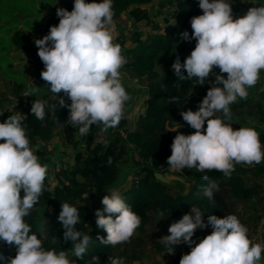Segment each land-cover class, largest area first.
Wrapping results in <instances>:
<instances>
[{
	"label": "trees",
	"instance_id": "obj_1",
	"mask_svg": "<svg viewBox=\"0 0 264 264\" xmlns=\"http://www.w3.org/2000/svg\"><path fill=\"white\" fill-rule=\"evenodd\" d=\"M150 1L67 0L51 7L42 24L45 40L37 59L45 85L55 87L72 75L76 49L100 37L102 28L94 25L98 18L117 23L127 13L136 21H149L141 5ZM165 1L175 6L174 21L154 24L153 34L143 40L137 31L122 55L125 68L144 81L147 95L133 130L126 115L132 95L127 88L121 92L109 86L115 64L109 56L82 74L83 90L66 91L68 101L55 105L56 96L24 95L21 88L6 99L0 111V187L3 179L9 187L0 198L3 264H125L138 259L136 249L147 246L148 234L168 241L177 218L193 220V238L202 244L217 237L230 241L253 226V219L252 225L230 222L228 213L230 207H259L264 164L257 153L250 162L232 158L235 130L227 125L237 114L264 122V85L255 96L229 104L216 101L209 82L227 61L242 55L243 5L241 0ZM11 40L24 53L32 49L25 31H14ZM73 93L80 100L71 98ZM197 121L201 127L194 125ZM58 124L65 146L80 149L71 165L53 167L49 181L46 144ZM109 124L115 127L113 133L94 143ZM256 141L263 149L264 125ZM127 150L140 159L132 167L139 178L104 210L98 195L116 181L120 165L128 161ZM27 157L37 159L33 168L26 166ZM173 166L190 186L176 183L179 187L172 188L154 177L155 171L167 174ZM101 213L102 223L93 227Z\"/></svg>",
	"mask_w": 264,
	"mask_h": 264
},
{
	"label": "rangeland",
	"instance_id": "obj_2",
	"mask_svg": "<svg viewBox=\"0 0 264 264\" xmlns=\"http://www.w3.org/2000/svg\"><path fill=\"white\" fill-rule=\"evenodd\" d=\"M61 1H63L64 4L67 2V0H61ZM164 1L165 0H151L148 4L141 5V10L145 8V10L148 12L149 21L145 19L136 21L127 13H124L121 19H119L117 23H104V21H101V19L98 18V20L95 22L94 25L96 26V28H102L98 32L100 36L99 40H102V38L106 36V34L112 36L118 34L120 39L118 41H115L116 44H112L111 47H107L106 49H103L102 47L98 46L95 43L84 49L83 48L76 49L74 53V55L77 53L81 54L80 61L85 60L86 58H91V56H93L94 58H92V60H96V61L94 63L91 62L90 64L99 65L101 60L105 56H109L112 58V61H114L115 64L114 67L112 68V75L108 78V83L110 87L117 89L116 91L123 92L124 89L126 88L130 91L132 95V100H131L132 103L129 109L126 111L127 112L126 115H127V125L132 130L134 127L135 117L138 113L141 112V110H143L142 101L146 98L147 95L145 92L144 81H142L141 79L135 76H132L130 71L127 70V68H125L122 55L125 53L126 47H130L133 45L134 41L132 39L136 36L137 31L141 32L142 35L140 40H143L147 36L153 34L154 30L152 26L154 24H159L161 27L165 23H168V21H174V19L172 18L170 19L171 15L169 14L165 15V11L160 12V9H162V3ZM242 1L244 3L246 0H241V3ZM171 8H169V10H171ZM243 18L244 17H242V19L240 20L241 30L247 29L246 28L247 24L245 23V19ZM103 34L105 35L102 36ZM246 38L247 36L244 35V39H243L244 42ZM22 59L25 60L26 63H28V61L25 59L24 56L22 57ZM28 69H29L28 74L30 76L28 75V77L24 79L25 83L26 82L33 83L34 78H36L37 81L39 83H42V85L44 86L45 85L44 79L46 78L42 75V73L40 75H34L33 69L30 65ZM156 69L158 70V73L161 75L162 73L161 67L157 66ZM215 77H217L218 80L219 78L218 71L215 72L214 78ZM69 78L73 79V85L71 87L72 89L70 90L74 92L76 91L80 92L81 90H83L80 89L81 84H83L82 78H80L77 75L76 76L70 75ZM214 78L212 77V79L209 82L213 88V95L216 96L217 80L216 83L213 84L212 81L214 80ZM9 89L11 90L12 88ZM12 90L17 91V89H12ZM23 90L26 94L30 92L29 90L26 91L25 89ZM63 93H64V98L60 93H57V97L54 99L55 105H58L63 100H66L68 95L66 94V91H63ZM1 95H5V96H1ZM0 96H1L0 111H2L5 103L7 102L6 100L7 96L6 94H4L3 91L0 93ZM12 97H14L13 94ZM75 100H80V96H77ZM216 101H221V100L217 99ZM77 114L81 115V111L78 112ZM185 123H186L185 121L181 123L174 122L167 128L173 129L177 126V124L180 125ZM238 123L239 122L233 123L235 128L237 127ZM262 123L264 125V122ZM112 125L113 124L111 125L109 124L108 126H106V129L104 128L97 135H95L94 143L107 140L109 138V135H111L115 129L114 126L113 129ZM194 125L197 127H201L202 123L201 121H197L196 123H194ZM60 126L61 124H58V127L55 128L53 137L47 142V144H50L49 145L50 148L46 147L48 151V154L46 155V157L48 158L47 159L48 162L46 164L47 170L45 175L49 181L53 173V167H55L56 165L55 168H59L62 163H67L71 165L73 163L72 161L75 151L80 149V147H72L67 145L65 146L62 136L59 133ZM121 136L122 137L125 136L123 131H121ZM234 142L235 139L233 140V144L235 146L236 143ZM129 148L132 149L131 147ZM231 156L233 157L235 156L234 149ZM126 158L128 161L120 165V170L116 181L112 185H109L106 188H104L103 191H101V193L98 195V198L100 199V202L102 203L104 210H107L110 207L111 202L117 199L120 193L129 187L131 180L134 181L133 179L134 175H136L137 178H139L138 174L136 173L135 167L132 168L135 162H140L137 153H134L132 151V153L130 154V152L127 150ZM25 162H26L25 163L26 166H28L29 168H33L37 162V159L33 157H29V158L27 157ZM177 170L178 169L175 166H173L167 174H164L163 172L160 171H155V172H159L164 177L171 180L173 184H166V185L175 188V187H179L176 186V183L181 184L183 182V178L177 175L178 172ZM263 175L264 174H262L258 179V182H260L262 185V193L264 191ZM23 179L24 177H21L20 180L17 182L20 183V181ZM3 180H4V185L0 187V198L3 197L9 189V187L6 184L8 183V181L7 180L5 181V179ZM182 184L184 185L187 184L186 185L187 187L191 185V182L182 183ZM184 188H185L184 186L181 187L180 191L185 190ZM90 196L91 199H94L96 194L94 195L92 194ZM257 206L259 207L258 208L250 207L247 209V211H242L240 207L235 208V210L230 207V212L228 213V220L230 222H236V224L238 225H239V221L240 222L244 221L245 223H248L247 225H252V222L250 221L251 219H253L254 222L253 226H250L243 235L241 234V236L240 235L236 236L230 241H225L217 237L214 238V240L208 239L206 240L207 243L202 244L198 240L193 238V234H195L193 230V225H194L193 220L188 219V221L186 222L181 218H177L172 222L174 231H172L168 235L167 237L168 241L163 236L152 237L150 234H148L145 241L146 242L145 244H147V246L144 248L136 249L137 253L139 254L138 259L132 262H129L127 260L125 264H247L248 262L246 255L248 253L249 236H250V232L255 228V225L257 224V221L259 220L260 214L262 212L261 199L258 202ZM236 213H238L240 217L236 216L235 215ZM103 219H104V213L99 214V216L94 220L95 224L93 225V227L99 226V224L102 223ZM230 244L231 247H229ZM69 254H70L69 255L70 259L75 256L74 252ZM25 255L28 256L29 253L26 252ZM256 259L257 258L255 257V262ZM0 261H1L0 264H3L2 260Z\"/></svg>",
	"mask_w": 264,
	"mask_h": 264
},
{
	"label": "crops",
	"instance_id": "obj_3",
	"mask_svg": "<svg viewBox=\"0 0 264 264\" xmlns=\"http://www.w3.org/2000/svg\"><path fill=\"white\" fill-rule=\"evenodd\" d=\"M62 4L64 3L61 0H0V93L3 91L8 99L13 98L15 91L12 89L18 88H26L37 97H57V93L72 89V78L59 82L55 87L43 86L36 78L33 83H25L29 66L22 59V50L11 40L16 30L29 33L42 26L49 9ZM243 5L241 16L247 24V29H243L247 38L242 47V55L232 57L220 68L216 86V98L229 104H237L243 99L255 96L264 85V0H246ZM236 122L239 123L234 131L236 144L235 156L232 158L250 162L257 153L259 162L264 164V148L259 149L256 141V136L263 129V123L248 118L245 114L234 115L228 124L234 126L233 123ZM49 145L46 144L50 148ZM256 258V263L264 264V245Z\"/></svg>",
	"mask_w": 264,
	"mask_h": 264
},
{
	"label": "built area",
	"instance_id": "obj_4",
	"mask_svg": "<svg viewBox=\"0 0 264 264\" xmlns=\"http://www.w3.org/2000/svg\"><path fill=\"white\" fill-rule=\"evenodd\" d=\"M173 9H172V8ZM169 8H171V10H169ZM161 11H165V15L169 14L171 15L170 19L174 17L175 15V6L170 3L169 1H164L162 3V9H160ZM169 19V20H170ZM168 22H172V21H168ZM31 41H32V49L29 52L24 53V57L25 59L28 61L29 65L32 67L33 69V74L34 75H40L41 72L39 70V68L37 67V59L39 57L40 51H41V46L45 40V35H44V30L43 27L40 26L38 27L36 30H34L30 35H29ZM116 39H120V37L118 36V34H116L115 36L109 35L106 36L104 38V40H99L96 42L98 46L102 47L103 49H106L107 47H110V44L116 40ZM80 53H77L74 55V57L77 60V64L72 68V75H77L80 78L82 77V74L88 70V67L90 65L91 62H95L96 60H92V58H94L93 56H91V58H86L85 60H81L80 61ZM36 62V64H35ZM217 77L214 78V80L212 81V83H216ZM214 86V85H213ZM24 95L26 94L25 92L23 93ZM77 94L75 95L74 93L71 95V98L76 97ZM64 98V96H62ZM70 97L68 99H71ZM16 100V99H15ZM234 128V126H230L227 125V129L229 131H232V129ZM131 147H133L130 144ZM4 175V174H3ZM134 181H137V176L134 175L133 177ZM263 180H264V175H263ZM261 214L259 217V220L257 221V224L255 225V228L250 232V236H249V246H248V253H247V264H258L255 262V257L262 251L263 249V227H264V191L262 194V199H261ZM260 264V263H259Z\"/></svg>",
	"mask_w": 264,
	"mask_h": 264
},
{
	"label": "water",
	"instance_id": "obj_5",
	"mask_svg": "<svg viewBox=\"0 0 264 264\" xmlns=\"http://www.w3.org/2000/svg\"><path fill=\"white\" fill-rule=\"evenodd\" d=\"M154 177L161 183L163 184H173L171 180L168 178L164 177L161 173L159 172H154Z\"/></svg>",
	"mask_w": 264,
	"mask_h": 264
},
{
	"label": "clouds",
	"instance_id": "obj_6",
	"mask_svg": "<svg viewBox=\"0 0 264 264\" xmlns=\"http://www.w3.org/2000/svg\"><path fill=\"white\" fill-rule=\"evenodd\" d=\"M44 30V29H43ZM33 31H31V32H29V33H27L28 34V36L32 33ZM30 38V37H29ZM24 53V52H23ZM94 63V62H93ZM91 65V64H90ZM89 65V66H90ZM222 67V66H221ZM220 67V68H221ZM89 68V67H88ZM220 70V69H219ZM219 70H218V72H219ZM86 72V71H85ZM82 78V77H81ZM214 78V77H213ZM229 125V124H228ZM235 129V126H234V128L232 129V131ZM233 143V142H232ZM235 161H238V160H235ZM263 245H264V243H263ZM261 264V263H260Z\"/></svg>",
	"mask_w": 264,
	"mask_h": 264
}]
</instances>
